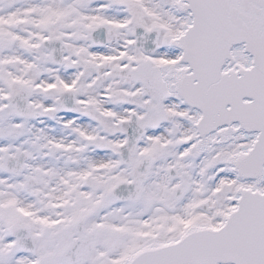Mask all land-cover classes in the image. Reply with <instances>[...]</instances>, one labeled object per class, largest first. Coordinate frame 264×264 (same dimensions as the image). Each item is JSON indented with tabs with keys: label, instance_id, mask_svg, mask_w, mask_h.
<instances>
[{
	"label": "snow or ice",
	"instance_id": "6c2138e0",
	"mask_svg": "<svg viewBox=\"0 0 264 264\" xmlns=\"http://www.w3.org/2000/svg\"><path fill=\"white\" fill-rule=\"evenodd\" d=\"M0 264H264V0H0Z\"/></svg>",
	"mask_w": 264,
	"mask_h": 264
}]
</instances>
